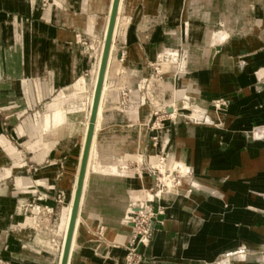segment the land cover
I'll list each match as a JSON object with an SVG mask.
<instances>
[{
	"label": "crops",
	"instance_id": "crops-1",
	"mask_svg": "<svg viewBox=\"0 0 264 264\" xmlns=\"http://www.w3.org/2000/svg\"><path fill=\"white\" fill-rule=\"evenodd\" d=\"M47 1L48 4L40 0H0V70L12 76L0 80V108L42 111L34 120L19 126L18 135L26 143L35 133L39 135L37 143L31 145L32 157L53 159L43 168L44 182L38 183L40 176L35 183L45 186V194L50 197L55 187L65 191L67 205L62 207L53 231L60 239L59 253L62 220L65 217L66 224L76 170L67 169L65 163V172L61 171L57 179V161L69 158L73 141L64 137L55 143L41 141L39 127L57 98L62 99L58 107L63 111L77 106L86 110L84 77L89 59L85 39L102 34V2L106 0ZM24 13L31 17L27 33L23 32L27 22L20 17ZM121 14L128 45L123 54L126 57L121 60H125L126 67L121 70V78H125L122 84L129 89V78L143 71L148 73V69L141 68V62L152 63L158 54L165 56L164 49H178L187 61L190 59L189 72L198 79L197 87L203 83L202 89L192 94L199 100L196 102L224 123L227 132L191 125L186 133L182 124L170 134L160 130L157 142L152 143L146 108H131L137 110L136 118L130 116L129 110L128 118H118L112 109L105 108L106 119L93 152L95 163L92 160L95 166L98 162V167L90 169L82 190L68 264H124L127 249L123 242L129 233L124 213L136 189L142 190V199L150 193L147 189L152 177L144 164L150 162V145L166 141L175 158L192 167L193 183L191 187L183 183L191 188L189 194H172L163 197L166 201L156 202L163 208L166 205L162 213L164 226L153 223V241L141 251L143 264H214L219 254L244 250L247 255L248 249L264 257V131L255 132V139L245 135L253 125L264 126V0H123ZM216 33L221 39L216 38ZM82 77L84 88L79 90L76 83ZM157 77L150 79L145 88L153 89L160 105L166 95L161 85L165 76L159 73ZM74 94L76 98H72ZM108 94L111 102L117 100L116 94ZM219 98L229 104L226 102L220 111L211 110L206 101L214 99L213 103L220 107ZM0 138L4 152L16 157L18 150L1 130ZM74 138L73 145L77 143ZM52 162L55 167H50ZM98 168H105V172ZM10 173L5 167L1 171L4 176ZM20 178H15L16 187L29 192L31 181L26 178L27 186L19 185ZM184 189L181 187V193ZM50 202L53 203L49 198L43 203L52 205ZM24 220L13 239L2 240V258L23 264H56L51 248L52 241L57 240H52L50 221L40 222L36 216ZM7 241L10 246L6 250ZM246 255L244 260L230 264H263L264 259L255 256V261L248 262Z\"/></svg>",
	"mask_w": 264,
	"mask_h": 264
},
{
	"label": "rangeland",
	"instance_id": "rangeland-1",
	"mask_svg": "<svg viewBox=\"0 0 264 264\" xmlns=\"http://www.w3.org/2000/svg\"><path fill=\"white\" fill-rule=\"evenodd\" d=\"M27 2L31 3V0H27ZM121 12L122 10L120 11V15H119L120 19H122L121 16H123ZM20 17L23 19L24 22H27L26 24H23V32L27 33V31H29V26H30V21H31L30 14L24 13V14H21ZM104 18H105L104 28L102 31V37H100L101 38L100 41L98 42V38L93 39L91 37H87L85 39V42H86L85 51L89 59L88 69L85 72L86 73L85 78L87 82V85H86L87 97L89 96L90 73L92 77L96 64H98V61L100 60V56L102 52L103 38L105 34L104 32L106 31L105 23L107 21L106 20L107 16L106 17L104 16ZM121 21H120V24L113 31L112 43H111V47H110V51L108 55V57L110 58H109V62L106 65L108 66V70L104 78V81H106L107 83L108 93H112L113 95L116 94L117 100L114 102L113 101L111 102V99H110L111 97L109 96V94H106L105 96L106 99L104 97L105 101L103 100V104H102L103 110L105 108L112 109L114 113L116 114L115 117H118V118H128L126 112L129 110L128 113L130 114V116H133L134 118H136L138 112L136 109H131V108H135V107H138L139 109L146 108L148 110V117L149 116L151 117V120L148 123V129L151 130V132L154 133L159 128L161 131L166 130V132L170 134L172 132H176L175 131L176 128L184 124L183 126L186 130V133H189V130H190L189 128L192 127L191 125H195L191 123H197V121L200 120V116L202 117L203 114L206 113L205 111L209 112L207 109L198 105L196 101H199V100H197V98L194 95H192V94H196L198 89H202L203 83L202 84L198 83L199 86L197 87L198 79L193 78L190 75V72H189V68L191 65L190 59H188L187 61V59L184 58L183 53L180 54L178 49H166V50L164 49L165 56L162 54H158L152 63L144 64L143 62H141L140 64L141 68L144 67V69H148V73H146L145 71H143L141 74L136 73L133 76V78L128 79L130 83L129 88L136 89V91H132V95H131V92L127 88V84H122L121 82V79L125 80V78H121L123 77L122 76L123 73L121 72V70L124 67L123 62L125 60L124 61H121V60L123 59V56L124 58L126 57V54L125 55L123 54L126 53V50L128 47V45L126 44V40L124 38V34H123L124 29L122 28L123 24H121ZM91 42L94 45L92 44L90 46ZM131 53L132 52L130 51V55ZM91 66L92 67L94 66V68L92 69V72L90 71ZM180 68H183L184 70L183 74L177 73ZM159 73L165 76V79H164L165 82L163 81L161 85L165 87L166 89V93H165L166 95L163 99L164 101L160 105H158V97H157V94L153 91V89H151L150 91H147V89L145 88L150 79L154 81L156 78H158L157 76ZM181 74L183 76H181ZM11 77L7 73H3V74L1 73L0 80L1 81L9 80ZM175 86L180 87V88L184 87L185 90L188 91L187 94L184 93V95L180 97L178 100V102H180L181 104L177 110V113L174 114L175 118L178 119V120L176 119V121L173 117L170 118L171 112L165 113L164 111L165 108H170L169 106H166L165 99L170 93L174 92ZM83 88L84 87L82 86V87H79L78 89L81 90ZM56 95L57 94H55L53 98ZM101 96H102V93H101ZM219 99H222V98H219ZM58 101L62 102V99H58ZM207 102H209L210 108L213 111H220L222 106H224V105H221L220 107H213V105H215L213 103L214 99H210L206 101V103ZM218 103L220 104L219 100H218ZM190 107L195 109L192 112V115L193 116L195 115L193 120H190L191 113H185L184 111L186 109L190 110ZM79 108L80 106L73 107L71 108V111L76 112L82 109V108L80 109ZM156 108H161L162 111L156 110ZM227 109H228V106H227ZM59 110L63 111L62 109H59ZM86 110L87 111L89 110V102H88ZM68 111H70V109L66 110V112ZM39 112L41 113L42 111L31 110L30 108L25 109V110H14V109L5 110V109L0 108V130L2 131L6 139L9 140L12 147L18 150V154H17L18 157L17 156L10 157L8 154L4 152L3 147L0 145V236H1L0 245L3 239H6V238H8V240L10 238L13 239V237H15V235H17L20 232L19 224L20 222L24 220L25 217L36 216L38 217L40 222H41V219L42 221H45L46 219H48L51 223V228H52V240L54 238L57 240V242L52 241L53 247L51 248V252H52V256H54V260L57 257L56 264H59L60 253H61L62 244H63V238L66 232L68 217H69V213L71 209V203L73 200L75 186H76V177L78 174V168L76 172L73 173L74 181H73L71 193L68 197V201H69L68 217L66 220V224L64 223L65 217H63V220H62V226H61L62 241L60 245V251L58 253L57 245L59 244L60 239L59 237H55L53 235V231L57 229L62 207L67 205V200L64 195L65 191L60 187H55V194L53 195V197H50L45 194V192H47L45 190L46 189L45 186H40L37 183H35L36 178H39L42 175L44 166L47 165L50 161H53V159L51 158L43 159L42 158L38 160L32 157L33 152L31 150V145L37 143L39 139V135L35 133L32 137L28 138L27 143L21 142V139H23L24 137L19 138V135H18L19 126H24L25 123L30 121L31 119L34 120L36 116L39 115ZM51 116H52V112L46 115L45 118L48 117L49 119H52ZM209 116L211 115L208 114L207 116L208 119L210 118ZM211 117L215 119L214 116H211ZM105 119H106V116L104 115V120ZM162 120H164L163 125L160 122ZM43 122H45V119ZM42 125H44V123ZM28 128H30V126H28ZM211 128H213L214 130H226L227 132L225 125L224 127L215 126ZM263 128H264L263 125H253L245 131V135L247 137H250L251 139H255L256 137L253 134L255 132L262 134V132L264 131ZM78 138H79V132L77 133V137H76L77 143L75 145L72 144V148L78 144ZM156 142H157L156 137H152V143H156ZM168 145H169V142L166 141L159 145L151 144L149 148L150 162L148 163V165L149 167H152V166L157 167L161 173L160 174L155 173L158 179H156L154 183L152 181L151 187L147 189L152 195L151 199L154 197V200H151L149 202V206L151 207V212H150L151 215L148 217L147 222H149L150 224V231L148 232L149 236H148L147 242L145 243L135 242L136 246L132 244V246H135V250L133 251V255H135L134 257L135 262L133 264H143L144 262V256L141 254V251L143 252V250L147 248L149 244L153 241L152 240L154 237L153 223L156 222V220L154 221L156 213H158L157 214L158 224L161 226H164V219L162 217V213L165 210L166 205H165V208L161 206H158V208H156L154 206V203L158 202L159 200L166 201V199H164L163 197H171L172 194L178 195V196L182 195L184 192L181 193L180 191L181 187H185L184 190L186 192L187 191L189 193L191 192L190 187L192 186V183H193L192 174H191L192 167L188 163H186L184 160L174 158L175 153L172 150H168L169 148ZM160 147H161V150H159ZM162 153H165L166 156H163ZM170 154L173 155V158L171 159H170ZM136 160H138L139 162H142V160L140 159H136ZM64 161H65L64 157L61 158L60 161H58V170L56 172L57 174H59V176L57 179H59L61 176L60 173L62 171ZM79 161H80V156H78V159L76 161L78 165H79ZM181 162L187 164V168L186 170H184L183 173H182L183 169H181L183 167L180 166ZM55 165L56 163L52 162L50 164V167L52 166L55 167ZM4 167L8 168L11 171V173L7 176H4L1 174V171L3 170ZM165 169H168L169 174L166 175ZM152 171H156V170L152 168ZM64 172H65V164H64ZM175 172H179L180 177L178 176L177 178H175L173 176ZM16 177H22L19 180H22L25 182L28 181L26 180V178L31 181L32 187L29 188L30 189L29 192L28 191L22 192L21 190H19L20 188L18 189L16 187V184H15ZM45 177H46L45 175L41 176L38 183L44 182ZM185 182H188V185H190L189 188L183 185V183ZM169 183L173 187L178 188L175 193H171L170 190H168ZM198 185L201 187V184H198ZM158 192H162L161 196L158 194ZM141 193H142V190L139 191L136 189L134 195H137V196H134V199H142L143 196ZM183 195H185V193ZM49 198L52 199L53 201V203L50 202L52 203V205H47L43 203L46 201V199H49ZM34 209H36V212L34 211ZM138 217H139V212L137 213V215L133 217V219H137ZM161 226L157 227L156 230L160 228ZM9 246H10V242L7 241V243L5 244L6 250L9 248ZM34 246L38 247V245H34ZM124 247L126 250L127 247L125 245ZM245 251L247 252V255L243 253L244 250L242 252L240 250H235V251H232L231 253L225 254V257H224L225 263L230 264L234 262L233 259L237 258V256L241 254H243L244 256L246 255L247 257L246 260L248 262L255 261L254 260L255 258H253L252 256L259 257V253L257 255V253H254V251L253 252L249 250H245ZM125 255L127 256V254ZM153 259L154 258L152 257L151 261ZM126 261H127V258L124 261V264L126 263ZM0 264H23V263H21V261L19 260H14L13 258L4 259L2 258L0 254ZM263 264H264V260H263Z\"/></svg>",
	"mask_w": 264,
	"mask_h": 264
},
{
	"label": "bare ground",
	"instance_id": "bare-ground-1",
	"mask_svg": "<svg viewBox=\"0 0 264 264\" xmlns=\"http://www.w3.org/2000/svg\"><path fill=\"white\" fill-rule=\"evenodd\" d=\"M104 5H103V9H104V12H105V17L107 16V19L108 20V15H109V11H110V5H111V0H106L105 3L102 2ZM101 3V4H102ZM122 7H123V0H120L119 1V4H118V9H117V13H116V19H115V23H114V28H113V31L114 29L119 25L120 21L122 19H120L119 15H120V11L122 10ZM46 14V13H45ZM2 15V14H0ZM45 16V15H44ZM6 17V15H5ZM7 19V18H6ZM99 24V23H98ZM107 25V21L105 23V27ZM216 32V31H215ZM221 32V31H220ZM105 33V32H104ZM222 33V32H221ZM217 34V35H216ZM216 38L219 40L221 39V37H217L219 33H216ZM214 35V34H213ZM112 36H113V33H112ZM214 38V37H213ZM111 43H112V40H111ZM110 47H111V44H110ZM110 51V49H109ZM109 55V53H108ZM109 58H107V63L109 62ZM176 59V58H175ZM184 61V60H183ZM99 63H100V60L98 61V64H96V67L94 69V72H93V75L91 77V86H90V91H89V96H88V102H89V110L87 111H83L82 109L76 111V112H72L71 109L70 111L66 112V111H60L59 110V105L61 102L58 101V99H56L54 101V103L52 105H50V107L53 109L52 110V116L51 118L52 119H49L48 117L45 118V122H44V125H41L39 127V133H40V137H41V141H45L47 143L48 140H50L51 142H54L58 139H62V137L64 138H68L70 140H72L73 142L75 141V138L74 137H77V133L79 132V138H78V144L73 147L70 152V155H69V158L67 159L66 161V168L67 169H70V167H73L75 170H77V168H79V165L77 164V159H78V156L81 157V154H82V149H83V144H84V140H85V135H86V130H87V126H88V123H89V114H90V107H91V104H92V98H93V92H94V87H95V83H96V77H97V73H98V67H99ZM106 63V65H107ZM183 63V62H182ZM182 65V64H181ZM183 67V66H182ZM184 68V67H183ZM183 68H180L178 70L177 73H184V70ZM107 70H108V66H106V69H105V74H107ZM105 74H104V78H105ZM181 74V76H183ZM180 76V77H181ZM190 77V76H188ZM85 78V77H84ZM83 77L82 78H79L80 80L76 83V87L79 88V87H82L83 85H81L82 83H84L85 79ZM181 81V80H180ZM186 87V86H185ZM173 91V90H172ZM188 91L185 90L184 87H177L175 86V90L174 92L170 93L165 101H166V106H169L170 107V118L173 117L176 121L177 118H175V113H177V110L180 106V102H178L179 98L182 97L184 95V93L187 94ZM102 96H100V101H99V105H98V109H97V113H96V119H95V122H94V128H93V134H92V140H91V144H90V150H89V155H88V161H87V167H86V173H85V176H84V182H83V186H82V190H83V187H84V184L86 183L87 181V178L89 177V172H90V169L92 170H95V168L98 167L97 163H96V166L95 164L92 163V160H93V152H94V149H96L95 147L97 146V140H98V132L100 131L101 129V125H102V121L104 119V115H103V100H104V97L106 96V94H108V88H107V83L106 81H103V85H102ZM191 93V92H190ZM77 94V93H76ZM76 94H74V96L72 98H76ZM82 97V95H79ZM204 100V99H203ZM164 101V100H163ZM219 102H220V105H225L226 102L225 100L223 99H219ZM213 107H218V105H213ZM75 110V109H74ZM133 111V110H132ZM196 113V112H194ZM190 115V114H189ZM80 116H82L80 118ZM195 117V115L193 116L192 113H191V116H190V120H193V118ZM198 118V116H197ZM201 118V116H200ZM178 120V119H177ZM189 120V119H188ZM105 121V120H104ZM113 123V122H112ZM68 129V130H67ZM2 138V137H1ZM0 138V139H1ZM3 140V138H2ZM1 141V140H0ZM4 142V141H3ZM72 142V144H73ZM55 143V142H54ZM53 144V143H52ZM51 148V146H50ZM64 150V149H63ZM161 150V147L160 149ZM46 151V150H45ZM65 151V150H64ZM96 151V150H95ZM97 153V152H96ZM149 154V153H148ZM97 156V155H96ZM100 157V156H99ZM98 157V158H99ZM97 158V159H98ZM173 158V155L170 154V159ZM175 158V157H174ZM101 159V158H99ZM95 160V159H94ZM93 160V162H94ZM96 161V160H95ZM178 161V160H177ZM103 162V161H102ZM101 162V163H102ZM106 162V160L104 161ZM95 163V162H94ZM99 163H100V160H99ZM100 163V164H101ZM109 165V164H108ZM171 165V164H170ZM185 166V164H182L180 166ZM100 166V165H99ZM102 167V166H101ZM111 168V167H110ZM187 167H183L181 169L182 170V173L184 172V170H186ZM99 170L102 169L104 170L103 168H98ZM110 171V169H109ZM118 171V170H117ZM116 171V172H117ZM105 172V170L103 171ZM107 172V171H106ZM138 172V170H137ZM186 172V171H185ZM132 173V172H131ZM135 173V172H134ZM67 175V173H65V176ZM130 175V174H129ZM141 175V174H140ZM136 176H139V173L136 175ZM147 177V176H146ZM43 178V177H42ZM137 178V177H136ZM139 181V180H138ZM18 184L19 185H23V186H27L26 185V182L25 181H22V180H18ZM178 188H175L173 187L170 183H169V188L168 190H170L171 193H175L177 191ZM184 192L185 194H188L189 192L187 191H182ZM143 193V192H142ZM141 193V194H142ZM146 193V192H145ZM147 194V193H146ZM158 194L161 196L162 192H158ZM81 196H82V192H81ZM81 196H80V199H81ZM134 196H137V195H134ZM187 196V195H186ZM147 200H151V197L152 195L149 193L148 196H146ZM145 199V200H146ZM80 205V203H79ZM79 210V209H78ZM70 215V213H69ZM78 216V214H77ZM27 218V217H26ZM77 218V217H76ZM25 221V220H24ZM68 221H69V217H68ZM23 223V222H22ZM25 223V222H24ZM23 223V224H24ZM76 224V222H75ZM68 225V223H67ZM67 229V227H66ZM74 229H75V226H74ZM157 233V232H156ZM73 234H74V231H73ZM73 238V236H72ZM148 240H144V239H141V240H135L136 243H145L147 242ZM72 243V241H71ZM135 243V244H136ZM242 246V245H240ZM74 247V246H73ZM71 248V246H70ZM249 251L253 252L254 253H257L258 255V251L255 250V249H248ZM242 252V251H241ZM225 254L222 253V254H219L216 258H215V264H226L225 263ZM258 257V256H256ZM245 256L243 254L241 255H238L237 258L233 259L234 262L236 261H239V260H244ZM258 258H261L263 259V255L261 253H259V257ZM130 261V250L127 249V261H126V264H128V262Z\"/></svg>",
	"mask_w": 264,
	"mask_h": 264
},
{
	"label": "water",
	"instance_id": "water-1",
	"mask_svg": "<svg viewBox=\"0 0 264 264\" xmlns=\"http://www.w3.org/2000/svg\"><path fill=\"white\" fill-rule=\"evenodd\" d=\"M40 1H42V3H44V4L45 3L48 4L47 0H40ZM119 1L120 0H111L110 11H109L107 25H106V31H105L104 38H103V47H102V52H101V56H100V63H99V67H98V73H97L96 83H95L94 92H93L92 104L90 107L89 123L87 126L85 140H84L83 149H82V154H81L80 161H79L78 174L76 177V186H75L73 200L71 203L68 225H67V229H66V232H65V235L63 238V244H62V249H61V253H60L59 264H68V261H69L70 246H71L74 226H75V222H76V217L78 214L80 196H81V192H82L84 176L86 173L88 155H89L90 144H91L93 128H94V122L96 119V113H97V109H98V105H99V101H100L102 85H103V81H104V74H105V69H106V63H107L108 53H109L110 44H111V40H112V33H113V28H114V23H115V19H116V13H117ZM101 35L102 34L99 33L93 39L98 38V42H99ZM92 44L93 43L91 42L90 46ZM1 73L2 72L0 70V75H1ZM129 91L131 92V95H132V91H136V89H130L129 88ZM225 102H227V104L229 103L228 100H225ZM156 110L160 111L161 108H156ZM170 110H171L170 108L164 109L165 113L170 112ZM194 110H195L194 108L190 107V110L186 109L184 111H185V113H192ZM205 112L206 113L203 114V116L200 118V120L197 121V123L195 125H203V126H210V127H215V126L224 127V123L223 124L219 123V121L217 119H214L211 116H209L210 118L208 119L207 118L208 112L207 111H205ZM150 120H151V117L149 116L146 119V124H148ZM160 122L162 125L164 124V120H162ZM159 131H160V129L158 128L156 132L152 133L153 137H156L158 139L159 135H160ZM162 155L166 156L165 153H162ZM45 159H47V158H45ZM58 160L60 161L61 159H58ZM57 163H58V161H57ZM64 164H65V161L63 163V166H64ZM144 165H145V168L150 173V175L152 177V181L154 183L156 181V179H158L156 177L155 173L160 174L161 173L160 170L157 167H153V166L149 167V165L146 163V161H145ZM152 168L156 171H152ZM63 170H64V168L62 169V171ZM165 173H166V175L169 174L168 169H165ZM192 174L194 175V172ZM173 176L175 178H177L178 176L180 177L179 172H175L173 174ZM151 200H154V197ZM151 200H147V199L145 200L144 198L143 199H132L131 198L128 205H127L126 211H125L124 216H123V221L125 224H127V227L129 228V233H128V236L126 237V241L123 242V245H125L127 247V249H129L132 246L133 238L137 234V228L134 225L133 217L135 215H137V213L141 209L144 208L145 203H147ZM157 201H158V199H157ZM154 206L156 208H158L159 205H158V203H154ZM157 214L158 213L155 214L156 216L154 218V221L156 220V222H157V218H158Z\"/></svg>",
	"mask_w": 264,
	"mask_h": 264
},
{
	"label": "built area",
	"instance_id": "built-area-1",
	"mask_svg": "<svg viewBox=\"0 0 264 264\" xmlns=\"http://www.w3.org/2000/svg\"><path fill=\"white\" fill-rule=\"evenodd\" d=\"M150 202V201H149ZM149 202L145 203L143 209L139 211V217L137 219H133L135 227H137V234L134 236L132 244L136 246L135 240H148L150 224L147 222L148 217L151 215V207L149 206ZM135 246L130 247V261L128 264H133L135 262V255H133V251L135 250ZM139 258V256H138Z\"/></svg>",
	"mask_w": 264,
	"mask_h": 264
}]
</instances>
